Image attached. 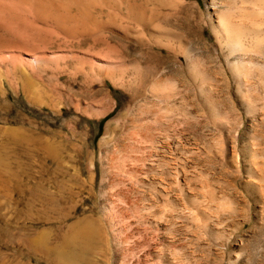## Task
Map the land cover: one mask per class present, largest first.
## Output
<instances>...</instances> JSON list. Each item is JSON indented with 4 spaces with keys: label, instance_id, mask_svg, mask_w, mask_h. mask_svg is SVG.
I'll list each match as a JSON object with an SVG mask.
<instances>
[{
    "label": "rangeland",
    "instance_id": "1",
    "mask_svg": "<svg viewBox=\"0 0 264 264\" xmlns=\"http://www.w3.org/2000/svg\"><path fill=\"white\" fill-rule=\"evenodd\" d=\"M209 1L0 0V264H59L81 221L83 264H264V70L246 107Z\"/></svg>",
    "mask_w": 264,
    "mask_h": 264
},
{
    "label": "bare ground",
    "instance_id": "2",
    "mask_svg": "<svg viewBox=\"0 0 264 264\" xmlns=\"http://www.w3.org/2000/svg\"><path fill=\"white\" fill-rule=\"evenodd\" d=\"M224 5V8L223 9H218V6L219 5ZM207 9L209 11H207V18H208V22H209V25H210V28H211V32L213 34V37L216 41V43L218 44L219 48L221 50H224L225 53H226V62H228L230 68H231V72L234 76H236L237 78V82L238 85H237V95L239 96V99L241 102H243V104L246 105V107H250L252 106L251 104H253L252 102H258L256 101L257 98H261V97H256L255 98H251L253 96H250L252 91L251 89H254L251 88L250 89V86L253 84H250L249 82L251 81H247L246 82V78H244L245 76H249L251 75L253 72L252 71H255L253 69H256V68H259L260 71L262 72V70H264V63L260 62L261 58L263 59L264 61V0H224V1H217V0H210L209 3L207 4ZM176 50V49H175ZM178 52H182V54H184L185 56V60H186V67H187V72L189 73V75L195 79V80H198V82L200 84H202L206 78L204 72L202 70H200V65L203 64V62H201V56L198 57V56H194L190 49L186 48L185 46L181 47V44L179 43V50ZM176 53L177 55V58H178V53L177 52H174ZM223 53V52H222ZM175 55V54H174ZM173 55V56H174ZM165 57V56H164ZM209 57V56H208ZM223 57V56H222ZM233 57V59H231ZM200 58V59H199ZM260 58V59H259ZM205 60L207 58H204ZM171 61V59H168L167 58H163V59H160L159 62L161 64H168L169 62ZM203 61V60H202ZM216 61V59H215ZM225 61V60H224ZM157 62V61H156ZM206 62V61H205ZM204 62V64H205ZM208 62V61H207ZM227 64V63H226ZM139 65V64H138ZM247 65V66H246ZM137 66V64H136ZM161 66V65H160ZM164 66V67H165ZM169 66V65H168ZM176 66V64H175ZM180 66V65H179ZM206 67V64L203 65ZM178 67V66H177ZM183 67V66H182ZM227 67V66H226ZM157 68V67H156ZM176 68V67H175ZM179 68V67H178ZM204 68V67H203ZM158 69V68H157ZM171 69V68H170ZM208 69V68H207ZM211 69V68H210ZM262 69V70H261ZM180 70V69H179ZM181 70H183L181 68ZM206 70V69H204ZM164 71V70H163ZM167 71V70H166ZM165 71V72H166ZM172 71V70H171ZM170 71V72H171ZM184 71V70H183ZM210 71V70H209ZM155 72V71H154ZM153 72V74H154ZM179 72V71H178ZM206 72H208L206 70ZM255 72H259L258 70H256ZM254 72V73H255ZM169 73V72H168ZM180 73V72H179ZM253 73V74H254ZM162 74V72H161ZM166 74V73H165ZM176 74V73H175ZM185 74V73H184ZM210 74V73H209ZM259 74V73H258ZM261 74H264V73H261ZM261 77H258V78H261L262 81H264V76L261 75ZM148 75V74H147ZM152 75V74H151ZM170 75V74H169ZM181 75V74H180ZM212 75V74H211ZM214 75V74H213ZM232 75V76H233ZM153 76V75H152ZM160 76V74H159ZM184 76V75H183ZM255 76V74H254ZM258 76V75H257ZM148 76H146L147 78ZM173 77V76H172ZM186 77V76H185ZM215 77V76H214ZM252 77V75H251ZM144 78V77H143ZM213 77H211V81L214 79H212ZM242 78L245 80V83H244V80L242 81ZM250 78V77H249ZM255 78V77H254ZM252 78V79H254ZM257 78V77H256ZM255 78V79H256ZM145 79V78H144ZM148 79V78H147ZM150 79V78H149ZM178 79V78H176ZM260 79V80H261ZM142 80V79H141ZM140 80V81H141ZM174 80V79H173ZM180 80V79H179ZM215 80V79H214ZM247 80H250L247 78ZM257 80V79H256ZM259 80V81H260ZM144 81V80H143ZM169 81H172V79L168 78V77H158L155 79V81L152 83V88L154 89V92L157 91V93H159L158 91H163L158 97L160 98H164L166 100H168L169 98V101H173L175 100L176 101V98L173 97L175 96L174 94L176 93H179V89H177V83L176 81H172L171 84L169 83ZM190 81V80H189ZM206 81V80H205ZM260 81V84L261 82ZM147 82V80H146ZM196 82V81H195ZM197 82V83H198ZM208 82V80H207ZM254 82V81H252ZM256 82V81H255ZM258 82V80H257ZM145 83V81H144ZM176 83V84H175ZM195 83V84H197ZM259 83V82H258ZM263 83V82H262ZM174 85V87L179 90L178 92L175 91V92H172V88L171 86L168 88V85ZM191 84V83H189ZM188 84V85H189ZM209 84V83H207ZM246 84H250V85H247ZM255 84V83H254ZM148 85V84H147ZM146 85V86H147ZM177 85V86H176ZM183 85V84H182ZM187 85V84H186ZM205 85V84H203ZM246 86V88H249L247 89L250 90L249 93H247L246 95V91L245 93L243 92V87L242 86ZM264 85V83H263ZM263 85H261L262 87L261 88H264ZM141 86H144L143 85V82L141 84ZM185 86V85H184ZM194 86V85H193ZM197 86V85H196ZM249 86V87H248ZM185 88V87H183ZM190 88V87H188ZM209 88V87H208ZM210 88H212L210 86ZM244 88V89H246ZM169 89V93L166 92L167 90ZM195 89V88H194ZM204 89V88H203ZM201 85H200V88H199V91H202L203 90ZM139 90V89H138ZM142 90V89H140ZM139 91H136V93L140 92ZM144 90V89H143ZM171 90V91H170ZM185 90V89H184ZM188 89L186 88V91ZM191 89H189L190 91ZM198 90V89H197ZM213 90V89H212ZM145 91V90H144ZM183 91V90H182ZM206 91V90H205ZM152 92V91H151ZM150 92V94H151ZM166 92V94L164 93ZM181 92V91H180ZM188 92V91H187ZM211 90H209V98L210 99H215L214 98H211L212 95L210 94ZM141 93V92H140ZM139 93V94H140ZM146 93V92H145ZM153 93V92H152ZM204 93V92H203ZM201 93V95L203 96L204 94ZM253 93V92H252ZM182 94V92H181ZM180 94V95H181ZM207 94V92H206ZM134 95V94H133ZM137 95V94H135ZM143 95V94H142ZM153 94H151L152 96ZM155 95V94H154ZM177 95V94H176ZM184 95V94H183ZM189 95V93H188ZM254 95V94H253ZM132 96V95H131ZM178 96V95H177ZM176 96V97H177ZM182 96V95H181ZM206 96V95H204ZM136 97V96H135ZM155 97V96H154ZM195 97H197L195 95ZM131 98V97H130ZM160 98H158V101H161L159 100ZM180 99V102H182L181 100V97H179ZM193 98V97H191ZM157 98L155 97V100ZM172 99V100H170ZM190 99V98H189ZM217 99V98H216ZM255 99V101H254ZM152 100V98H151ZM195 100V98L193 99ZM197 100V98H196ZM202 100V99H200ZM262 100H264V90H263V97H262ZM128 101V100H127ZM133 101V99L131 100ZM135 101V100H134ZM157 101V100H156ZM155 101V102H156ZM191 101V100H190ZM149 102V100L147 101ZM152 102V101H151ZM149 102V103H151ZM179 102V103H180ZM194 102V101H193ZM199 102V101H198ZM209 103V101H207ZM261 102V101H260ZM263 102V101H262ZM144 103V102H143ZM142 103V104H143ZM166 103V101H165ZM169 103V102H168ZM167 103V104H168ZM173 103V102H172ZM170 104L169 106H173V104ZM178 103V104H179ZM186 103V102H185ZM196 103V102H195ZM211 103V102H210ZM213 103V102H212ZM219 103V101H218ZM125 104H128V103H125ZM133 104V103H131ZM157 104V103H156ZM156 104H154V106H156ZM161 105L164 104V102L160 103ZM159 104V105H160ZM174 104H176L174 102ZM181 104H184L183 102ZM199 104V103H198ZM217 104V103H216ZM129 105H130V102H129ZM145 105V104H144ZM142 105V106H144ZM153 104H151L152 106ZM160 105V106H161ZM165 105V104H164ZM180 105V104H179ZM188 105V104H186ZM215 105V103H214ZM264 105V103H263ZM147 107V105H145ZM165 108V106H164ZM251 108V107H250ZM219 112V111H218ZM217 112V113H218ZM188 113V112H186ZM216 113V115H217ZM189 114V113H188ZM166 116V115H165ZM187 116V114H186ZM219 116V115H218ZM188 117H192V115ZM109 124V123H108ZM150 129V128H149ZM131 139L133 137H130ZM151 140H152V136L150 137ZM130 139V140H131ZM138 139V138H137ZM146 139V137L144 138ZM135 140V139H134ZM134 140H133V143H134ZM139 140V139H138ZM150 140V139H149ZM148 140V141H149ZM150 140V141H151ZM142 142V139L140 140ZM147 141V139H146ZM145 142V141H144ZM153 142V141H152ZM139 144H141L139 141H138ZM146 143V142H145ZM143 144V143H142ZM141 144V145H142ZM137 145V144H135ZM134 146V145H133ZM130 159L135 162V158H131ZM98 229H96V227L92 224V222H89V221H81V222H76L72 227H71V230L68 232L67 235H65L62 239V242H61V245L60 247L56 250V258H57V262L59 264H83L81 263V260H82V256H83V253L84 251L87 249V248H90L93 244V242H95L96 240V237H98ZM52 251V250H51ZM89 251V250H88ZM90 252V251H89ZM88 252V253H89ZM87 253V252H86ZM53 255V254H52ZM88 256V255H87ZM87 258V257H86ZM85 260V259H84ZM88 261V260H87ZM57 264V263H56Z\"/></svg>",
    "mask_w": 264,
    "mask_h": 264
}]
</instances>
